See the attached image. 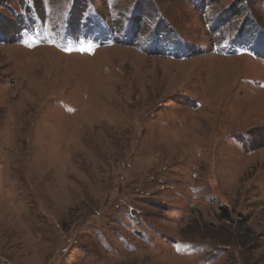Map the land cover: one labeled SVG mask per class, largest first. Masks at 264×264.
Listing matches in <instances>:
<instances>
[{"label":"rangeland","instance_id":"1","mask_svg":"<svg viewBox=\"0 0 264 264\" xmlns=\"http://www.w3.org/2000/svg\"><path fill=\"white\" fill-rule=\"evenodd\" d=\"M0 264H264V0H0Z\"/></svg>","mask_w":264,"mask_h":264},{"label":"trees","instance_id":"2","mask_svg":"<svg viewBox=\"0 0 264 264\" xmlns=\"http://www.w3.org/2000/svg\"><path fill=\"white\" fill-rule=\"evenodd\" d=\"M140 12H141L140 10H137V11H135V12L132 14V16H133L134 14H139ZM132 16H131V17H132ZM131 17H130V18H131ZM134 17L136 18L137 15H134L133 18H134ZM143 18H144V17H143ZM143 18H142V19H143ZM248 18H249V17H248ZM245 20H247V18H245ZM131 22L135 24V22H133V21H131ZM131 32H133V30H130V34H131ZM239 33H240V34H242V33H243V34L248 33L247 26H246V27L241 26V28H239ZM124 43H125V44H129V38H128L126 41H124ZM222 210H223L224 213L227 212V209L224 208V207H222Z\"/></svg>","mask_w":264,"mask_h":264}]
</instances>
